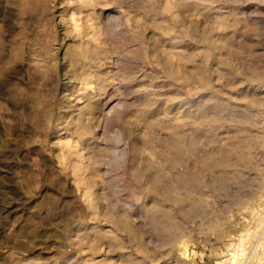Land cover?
<instances>
[{"label": "rangeland", "instance_id": "rangeland-1", "mask_svg": "<svg viewBox=\"0 0 264 264\" xmlns=\"http://www.w3.org/2000/svg\"><path fill=\"white\" fill-rule=\"evenodd\" d=\"M247 228L264 264V0H0V264H220Z\"/></svg>", "mask_w": 264, "mask_h": 264}, {"label": "bare ground", "instance_id": "bare-ground-1", "mask_svg": "<svg viewBox=\"0 0 264 264\" xmlns=\"http://www.w3.org/2000/svg\"><path fill=\"white\" fill-rule=\"evenodd\" d=\"M260 226V225H259ZM259 226H256V230H257V232H259L258 231V227ZM253 229H255V228H253ZM256 230H248V228H247V231L246 232H243L242 233V235H241V240H240V242H239V247H238V249L236 250L235 249V251H232L231 252V257L230 258H227L226 260H225V258H224V260L220 263V264H241V263H243L244 264V262H242V260H243V257H241V255H244V254H246V250H248V249H246V246H248L250 243H249V238L252 236V235H254V233H256ZM250 248V247H249ZM246 259V258H245ZM247 260V259H246ZM245 260V261H246Z\"/></svg>", "mask_w": 264, "mask_h": 264}]
</instances>
